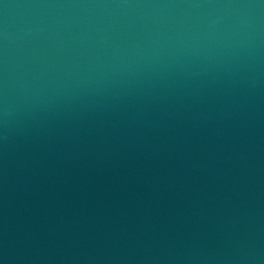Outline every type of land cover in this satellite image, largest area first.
I'll return each instance as SVG.
<instances>
[{"label":"water","instance_id":"95a60500","mask_svg":"<svg viewBox=\"0 0 264 264\" xmlns=\"http://www.w3.org/2000/svg\"><path fill=\"white\" fill-rule=\"evenodd\" d=\"M125 2H0V260L264 264V7Z\"/></svg>","mask_w":264,"mask_h":264},{"label":"clouds","instance_id":"9594fccd","mask_svg":"<svg viewBox=\"0 0 264 264\" xmlns=\"http://www.w3.org/2000/svg\"><path fill=\"white\" fill-rule=\"evenodd\" d=\"M2 2V0H0ZM76 7H102V8H126V9H136V8H147V9H161V8H218V9H231V10H252L264 7V0H260V3H252L250 0H229V2L224 3H186V4H160V3H118V4H99V5H74ZM5 8L8 5H4ZM251 23V22H249ZM238 25H241V21H237ZM229 36H238L239 31L236 29L230 30ZM101 39L107 40V37H102ZM210 38L201 33L199 37L188 36L186 40L180 41L181 44H187L188 41L195 40L200 42L201 40L207 41ZM217 43H222L220 37H212ZM95 42V41H93ZM123 42L128 44L129 42L119 38L115 43L117 46ZM150 43V41H145ZM165 42H174L172 37H168ZM8 116V100H7V81L3 82V87L0 88V118L4 119L6 122ZM0 264H4L3 260H0Z\"/></svg>","mask_w":264,"mask_h":264}]
</instances>
